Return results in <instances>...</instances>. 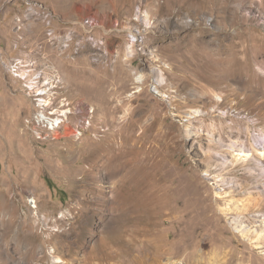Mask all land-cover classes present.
<instances>
[{"label": "rangeland", "instance_id": "rangeland-1", "mask_svg": "<svg viewBox=\"0 0 264 264\" xmlns=\"http://www.w3.org/2000/svg\"><path fill=\"white\" fill-rule=\"evenodd\" d=\"M67 107L56 130L35 120ZM252 145L264 150V0H0V264H49L58 242L75 264H131L142 247L111 259L124 247L106 231L125 228L123 183L140 177L141 194L168 180L170 244L195 236L171 260L264 264V200L224 210L264 197Z\"/></svg>", "mask_w": 264, "mask_h": 264}, {"label": "bare ground", "instance_id": "bare-ground-1", "mask_svg": "<svg viewBox=\"0 0 264 264\" xmlns=\"http://www.w3.org/2000/svg\"><path fill=\"white\" fill-rule=\"evenodd\" d=\"M145 16H146L145 18L148 19L149 15L147 12H145ZM132 34L137 35L139 33L132 32ZM138 36L139 35H137V39H138ZM131 45H132V41H131ZM129 52H130V48H129ZM54 80L55 79L53 77H49L47 83L51 84L54 82ZM47 91L48 89H43V91L41 90L40 93L47 94L48 93ZM41 101L42 102L40 104L38 103L39 105H43V106L48 105L47 104V102L49 101L48 99H45L42 97ZM70 111H71V108H68V107L67 109L60 110V113L56 109L55 115H52V117L48 116L49 127H51V129L53 130L58 129L62 124H64L65 119L68 118ZM200 112H201L200 110H196L194 114L192 115L200 114ZM46 117H47L46 114H43V118H46ZM78 133L80 134V132ZM217 140L219 142H222L223 145H226L228 149L237 151V153L234 154V158H236L238 161L239 160H243V161L249 160L250 157L254 156V152H252L250 149H247L245 145L239 143V139L232 140V142L229 144H225L221 136ZM100 149L101 147L98 148V150ZM253 149L257 150L258 152L257 154H259L261 157L264 156V150L260 151L258 150V148L256 149L255 146L252 145V150ZM98 150L96 152H99ZM222 157L225 160L228 159L227 156L224 154H222ZM141 183H147V182H144L143 179L140 177V178H134L132 180L130 179L129 181L125 180L123 183V188H126V189L124 190L125 191V194H124L125 208L123 209L122 214L126 221V226L121 231V233H119L115 230V227L112 223L107 226L106 233L108 237L110 238L111 243L112 242L114 243L116 240H118L119 241L118 245H122L124 248L116 249L115 244H112L110 252H108L109 257L111 259H115L116 257L119 258V256H121L123 252L127 250L142 247V252L144 254L140 253V254L131 255V260H132L131 264H177L175 261L171 259L175 255H177L181 249L183 250V248L188 247L192 243L191 242L192 238L195 236L186 233L180 242L178 243L176 242L177 244L171 245L169 242V239L172 237V235L173 236L177 235V232L172 231V229L165 230L163 229V226L168 223H173V224L179 223L180 220L178 218L179 217L178 215H174L175 207L173 204L176 199L171 193V189L168 185V180L162 177L150 178L147 185H149V187L152 190L156 186H160L161 192L158 193L159 192L158 190H157L158 191L157 193L147 192L148 194L146 193L145 190L142 194L139 192L140 193L139 197H141V200L138 202L136 198L139 195V193H137L134 190L139 189V186ZM197 199L206 200L207 197L205 195H199L197 196ZM263 200H264V197H262V195H257V196L250 195L247 198L243 199V203L241 206L237 205L235 207H226L224 210H233V211L242 210L246 212V211H249L250 207H258V206L260 207ZM34 202H35V199L32 198V203L34 204ZM139 203H142L144 205V209L143 208L140 209L141 207L139 208L140 206ZM241 222L240 220H238L237 221L238 224L235 223V225H237L236 227L238 231L243 236L247 237V235H249L252 232L251 226L247 227L248 226L247 224L244 225ZM254 232H256V237H257L256 242L257 241L259 242L262 236H264L263 234L264 229L262 228L260 230H255ZM142 244H144V246H142ZM70 245L72 246V244L68 242L63 243V244H61V242L52 244L49 249V255L51 256V262L49 264H75L72 258H67L64 255L66 252V249L69 248ZM94 246L95 245L86 246V249L84 251L86 255L87 254L90 255V253H93L92 251L95 248ZM40 249H43V248H40Z\"/></svg>", "mask_w": 264, "mask_h": 264}, {"label": "built area", "instance_id": "built-area-1", "mask_svg": "<svg viewBox=\"0 0 264 264\" xmlns=\"http://www.w3.org/2000/svg\"><path fill=\"white\" fill-rule=\"evenodd\" d=\"M86 25V24H85ZM87 27H90V26H87ZM144 30H142V32H143ZM137 35H139V34H137ZM130 40L132 41V45H131V42H130V51H133V47H134V45H135V43L136 42H138V41H140V39H139V37H138V39H137V36L135 35V36H133V35H131V33H130ZM63 103H70L69 101H64L63 100ZM39 112H37L36 113V116H35V120H36V122H37V124L39 125V126H41L44 130H51V127H49V122H48V115H51V114H56V113H46V112H44V111H42V110H38ZM43 114H46V118H43ZM89 123V122H88ZM79 132V131H78ZM38 134H41L39 131L37 132Z\"/></svg>", "mask_w": 264, "mask_h": 264}]
</instances>
